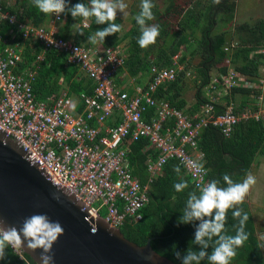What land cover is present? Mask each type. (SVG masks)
<instances>
[{
  "label": "built area",
  "instance_id": "2783aa9c",
  "mask_svg": "<svg viewBox=\"0 0 264 264\" xmlns=\"http://www.w3.org/2000/svg\"><path fill=\"white\" fill-rule=\"evenodd\" d=\"M60 17L52 13L47 25H33L0 4V25L7 21L23 37L22 42L13 43L8 38L9 34L13 37L12 31L0 32V133L13 139L26 159L42 169L56 187L81 201L87 209L86 219L101 215L111 227H120L126 218L139 221L149 199L148 183L170 158L177 159L201 191L209 183L198 143L201 130L212 125L229 136L240 121L252 119L264 124V107L257 104L237 110L229 102L223 111H217L211 100L188 115L155 96L159 86L176 79L182 64L161 67L152 63L144 85L135 86L133 92L119 88L114 77L125 64V55L113 46L90 47L58 35ZM31 38L43 45V51H63L67 63L79 66L94 81L93 92H81L76 99L62 93L51 106L37 100L33 91L36 71L30 66L21 68L24 41ZM259 51L264 52V47ZM42 54L36 59L41 60ZM173 59L176 61L178 55ZM233 86L264 88L262 80H249L232 69L221 80L214 79L211 87L229 91ZM149 108L154 112L146 117ZM128 135L133 139L147 137L158 151L146 161L144 185L128 165L124 144ZM189 160L202 164L203 172L187 166ZM9 247L19 258L34 264L20 247Z\"/></svg>",
  "mask_w": 264,
  "mask_h": 264
},
{
  "label": "trees",
  "instance_id": "16d2710c",
  "mask_svg": "<svg viewBox=\"0 0 264 264\" xmlns=\"http://www.w3.org/2000/svg\"><path fill=\"white\" fill-rule=\"evenodd\" d=\"M154 1L152 0V3ZM66 2L69 7L76 3L89 4V0H66ZM15 3L0 0V4L10 12L16 13L18 19L28 21L33 25H47L52 17V13L40 12L32 0H22L17 5H14ZM140 4L141 0H135L136 8L131 14L133 12L135 16L139 14ZM235 9L236 0H221L218 5L214 4L213 0H167L163 11L156 10L155 12L162 17L157 24L159 25V36L155 43L145 48H141L137 43L140 26L135 17L124 30L121 18L116 16L114 23L121 26L120 31L115 35L105 37L104 43L99 42L100 47L117 48L121 45H129L130 50L125 57V64L118 69L114 77L116 86H118L117 75L124 69L131 76L137 77L139 71H148L152 63L161 67L182 64L183 69L179 71L176 79L159 86L155 96L167 100L186 114L193 115L199 111L201 105L211 101L204 93L205 88L212 83V70L216 72L218 80H221L232 69L249 80L258 81L260 66L264 62V52L259 51L264 47V20L260 19L253 25L241 22L235 29L238 31L236 33L238 41L234 44L232 35L226 33L225 30L234 18ZM84 20L82 17L74 19L67 12L62 13L57 23L58 35L67 39L71 37L77 44L94 46L95 44L88 41V37L94 35L96 30L107 27V24L98 25L95 23V18L91 17L87 19L89 20L88 27H85L82 25ZM9 30L14 33L13 37L7 34L13 43L22 42L21 32L7 21L2 22L0 32L6 34ZM197 32H199L198 36H194ZM160 37L164 38L162 46L157 42ZM169 39L170 42H168ZM156 44L159 46L158 49L155 47ZM39 53H43L41 60L36 59ZM194 53L199 56L197 64L193 67L194 76L191 79L195 86L194 102L187 107V101L184 98V87L187 83L184 79L191 74L189 63ZM174 55H178L176 61L173 59ZM22 56L21 68L30 66L36 71L33 91L37 100H44L51 106L62 93L76 99L81 92L86 94L93 92L94 81L82 72L79 66L67 63L63 51L54 49L43 51V45L31 38L24 41ZM187 72H189L188 75ZM260 91L259 87L233 86L228 91L227 104L231 102L234 93L251 97L258 95ZM242 105L236 109L247 107ZM224 108L225 105L215 104L217 111H223ZM153 112V108H149L146 117L152 115ZM108 123L111 124L110 121ZM198 143L204 152L209 182L218 181V187H227L222 178L224 173L230 175L237 183L242 182L249 173L257 153L263 149L264 124L252 119L240 121L229 136H224L218 128L208 125L201 130ZM124 144L128 148L127 160L131 173L139 179L142 185L146 184L148 177L146 161L148 158L156 157L158 151L150 145L147 137L133 139L128 135ZM175 168H179V171H175ZM181 182H186L187 187L177 192L174 184ZM147 191L149 199L141 209L142 218L136 222L126 218L120 230L127 239L138 245L145 244L146 240L151 238L150 244L155 251L177 264H183V257L190 247L197 251L200 249V245L195 244L194 240L195 232L201 221L193 220L180 224L177 221L184 214L188 198L193 194L199 196L201 191L193 186L184 167L175 158H170L165 162L162 169L148 183ZM236 207L242 208L249 216L245 226V231L249 236L243 246L236 249V256L230 264H264V254L258 248L260 240L253 212L245 200ZM233 210L229 209L227 213L225 229L228 235H235L234 226L238 224V220L232 216ZM211 218H214V214L213 217H204L205 220ZM214 240L215 237H213ZM175 252L180 254L179 257L175 256ZM207 252L211 254V246ZM5 253V258L0 260V264H28L24 259L19 258L10 247L5 249ZM25 257L33 263L26 254ZM200 264H208L207 258L201 260Z\"/></svg>",
  "mask_w": 264,
  "mask_h": 264
},
{
  "label": "clouds",
  "instance_id": "9594fccd",
  "mask_svg": "<svg viewBox=\"0 0 264 264\" xmlns=\"http://www.w3.org/2000/svg\"><path fill=\"white\" fill-rule=\"evenodd\" d=\"M34 6L40 12L45 14L54 13L59 16L62 13H70L76 19L82 17L88 19L95 18L98 25L107 24L102 30H96L94 35L88 37L92 44L98 42L104 43L105 37L115 35L120 31V25L114 23L117 12H124L127 5L124 0H89V4L76 3L69 7L66 0H32ZM214 4H220L221 0H213ZM154 4L152 0H141V11L135 20L140 26V36L137 43L141 48H145L156 42L159 36V25H149L147 21L154 19L152 9ZM82 34V33H81ZM187 166L191 167L197 173L203 172V165L194 161H187ZM179 171V168H175ZM223 181L227 187H218V181H212L203 186L200 195H191L187 200L186 209L183 216L177 221L180 223H189L193 220H200L196 232L194 243L200 245V249H188L183 257V264H200V261L207 258L208 264H230L236 256V249L242 247L248 239L249 234L245 231V226L249 216L242 208L236 207L244 202L250 188L255 185L256 177L248 173L245 179L240 182H234L230 175L223 174ZM187 187L186 182L174 184L177 192H181ZM55 199H59L54 195ZM229 209L232 211L233 218L238 220L235 225V235L226 234L225 224ZM205 220L204 217H213ZM64 234V228L61 223L53 221L47 214H33L24 219L22 227L16 226L4 227V221L0 220V260L5 258V249L11 246L13 249L25 246L29 250L35 251L42 249L40 255V264H54V255L52 252L53 244ZM213 237L215 240L213 241ZM212 247L209 254L207 249ZM258 248L264 249V245ZM175 252V256L179 257Z\"/></svg>",
  "mask_w": 264,
  "mask_h": 264
},
{
  "label": "water",
  "instance_id": "95a60500",
  "mask_svg": "<svg viewBox=\"0 0 264 264\" xmlns=\"http://www.w3.org/2000/svg\"><path fill=\"white\" fill-rule=\"evenodd\" d=\"M33 214H47L64 228L50 253L54 264H177L155 251L151 238L138 245L120 227L109 226L103 216L86 219L83 203L56 187L13 139L0 133V220L5 228L19 229ZM20 248L40 264L42 249L29 250L26 242Z\"/></svg>",
  "mask_w": 264,
  "mask_h": 264
},
{
  "label": "crops",
  "instance_id": "0c3cea01",
  "mask_svg": "<svg viewBox=\"0 0 264 264\" xmlns=\"http://www.w3.org/2000/svg\"><path fill=\"white\" fill-rule=\"evenodd\" d=\"M73 40L71 37L69 38ZM83 44V43H82ZM90 46V45H89ZM100 47L101 44L98 42L94 46L90 47ZM118 50L125 55V57L128 55L129 45L127 46H119L117 47ZM263 69V70H262ZM260 71L264 72V63L260 66ZM139 76L134 77L131 76L125 69L123 72L117 75L116 82L118 83V87L124 90H127L130 92L133 90V88L137 85H144L148 81V71H139ZM190 75V74H189ZM194 76V74H193ZM211 85L209 86V89L205 90V95L208 96L210 100H213L218 105H225L227 104V95L229 94L228 91L223 90L221 87L218 89H213L211 86L213 85V80L216 79V72L214 70L211 71ZM264 77H260L259 79L262 80ZM263 81V80H262ZM264 85V81H263ZM193 87L194 84H193ZM187 87H184V90ZM185 95V93H184ZM261 95V99H258V96ZM187 103L186 106H190L194 102V92L193 95L190 98H187L184 96ZM251 98V100L249 99ZM245 100H249V102H245ZM236 107L238 106H247L248 108L253 107L255 104L264 107V88L260 91L258 95L247 97V96H241L238 93H234L233 98L230 100ZM245 104V105H244ZM239 108V107H238ZM249 173H252L256 177V183L253 185L249 192H248V199L249 201L245 200L248 204L249 202H259V204L255 205V210L251 209V206L249 204L250 209L253 212L254 219L256 226L258 228V238H260V242H264V145L263 149L259 151L256 155L255 160L252 162ZM246 177V176H245ZM244 177V179H245ZM243 179V180H244ZM256 204V203H255ZM253 207V206H252ZM254 208V207H253ZM262 235V236H261ZM263 238V239H262ZM264 253V250H262Z\"/></svg>",
  "mask_w": 264,
  "mask_h": 264
},
{
  "label": "rangeland",
  "instance_id": "374dc122",
  "mask_svg": "<svg viewBox=\"0 0 264 264\" xmlns=\"http://www.w3.org/2000/svg\"><path fill=\"white\" fill-rule=\"evenodd\" d=\"M21 1L22 0H8V2L12 3V4L16 2L14 5L21 3ZM134 2H135V0H124V3L127 5V8L124 10V12H119V11L117 12L116 16L121 18L124 30L130 25L131 19H133L135 17L134 12H133L134 15L131 14L132 11L135 10V8H136V6L134 5ZM166 3H167V0H155L153 2L154 7L152 9V12H153L154 19H152V22H150V23L148 22L149 25L159 24L162 17H161V15H158L155 12H156V10H159L162 12L166 6ZM260 19L264 20V0H236V9L234 12V18L228 24V26H226L225 31H226V33L232 35V43L235 44L238 41V35L236 34L238 31L235 30V29H237V26L241 22H248L249 24L253 25V24L257 23V21ZM164 20L167 21V18L164 17ZM84 23L86 25H88L89 20L85 19L82 22V25H84ZM198 33L199 32H197L196 34L194 33V36H198L197 35ZM241 33H242V31H241ZM187 34H189V33H187ZM163 39H164L163 37L158 38V40H157L158 45H160V46L163 45ZM168 42H170V39ZM158 45L157 44L155 45L156 49H158V47H159ZM166 45H167V42H166ZM198 57L199 56L197 55V53H194V55L191 56L190 63H189L190 64L189 70H190L191 74H190V76H187L184 79L187 83V85H186L187 88L184 90V93H185L184 96H186L187 98H190L193 95V92L195 91V87H193V83L191 82V79L193 78V67L197 64V62L199 60ZM261 76L264 77V72H262V71H260V77ZM262 80L264 81L263 78H262ZM244 200L249 201L248 195H246ZM249 204L251 206V209L255 210V207H256L255 205L259 204V202H252L251 201V202H249ZM101 214H104V210L101 212ZM259 240H260V238H259ZM260 245H264V242L261 241ZM261 250H264V249H261Z\"/></svg>",
  "mask_w": 264,
  "mask_h": 264
}]
</instances>
